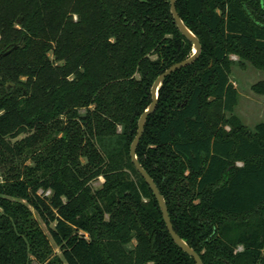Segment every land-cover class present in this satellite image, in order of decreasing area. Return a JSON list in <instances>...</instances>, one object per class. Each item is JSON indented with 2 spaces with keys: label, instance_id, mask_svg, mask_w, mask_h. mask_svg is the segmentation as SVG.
Segmentation results:
<instances>
[{
  "label": "trees",
  "instance_id": "1",
  "mask_svg": "<svg viewBox=\"0 0 264 264\" xmlns=\"http://www.w3.org/2000/svg\"><path fill=\"white\" fill-rule=\"evenodd\" d=\"M175 5L201 51L137 158L204 264H264V121L241 125L229 77L231 53L264 71V0ZM0 53V264H196L129 155L192 53L170 0H0Z\"/></svg>",
  "mask_w": 264,
  "mask_h": 264
},
{
  "label": "water",
  "instance_id": "2",
  "mask_svg": "<svg viewBox=\"0 0 264 264\" xmlns=\"http://www.w3.org/2000/svg\"><path fill=\"white\" fill-rule=\"evenodd\" d=\"M175 1L176 0H170V10H171V13L173 16V20H174L176 26L178 27V29L180 30V32L188 40H190V42L192 43V53L187 58L172 63L169 67H167L161 73H159L157 75V77L154 79L152 86H151V101H150L149 105L142 111V113L140 114V116L138 118L137 130H136V133H135V135H134V137L130 143V147H129V155H130V158H131L132 162L134 163L136 169L143 176L146 183L149 185L153 194L155 195V197L158 201V204H159L165 225H166L171 237L175 241V243L177 245H179L191 257H193L196 264H204L203 261L201 260V258L199 257L198 253L191 246H189L187 244V242L184 239H182L179 236V234L175 231L173 224L171 222L169 213H168V209H167L165 200H164L162 194L160 193V191H159L156 183L154 182L153 178L149 175V173L140 164V162L137 158V154H136V148H137L139 140L142 136V133L144 131V125H145L146 118L156 108L157 100H158V90H159V87H160L162 81L164 80V78L167 75L172 73L174 70L192 63L197 58V56L199 55V53L201 51V44H200L198 37L194 34V32L189 27H187V25L181 19L180 15L178 14V11L176 9ZM1 54L2 53H0V55Z\"/></svg>",
  "mask_w": 264,
  "mask_h": 264
},
{
  "label": "rangeland",
  "instance_id": "3",
  "mask_svg": "<svg viewBox=\"0 0 264 264\" xmlns=\"http://www.w3.org/2000/svg\"><path fill=\"white\" fill-rule=\"evenodd\" d=\"M230 58L234 61L230 69V81L238 91L237 103L234 107L233 114L238 121L248 130H253L254 125L260 121H264V89L259 90L256 84L263 82L264 71L256 68L247 62L244 65H238V56L234 53L230 54ZM225 130H230L231 126L227 123L222 124ZM235 164H241L236 161ZM103 181L102 177L92 182L94 187L100 186ZM49 191H46L48 193Z\"/></svg>",
  "mask_w": 264,
  "mask_h": 264
}]
</instances>
